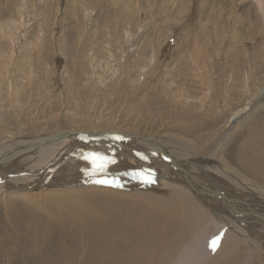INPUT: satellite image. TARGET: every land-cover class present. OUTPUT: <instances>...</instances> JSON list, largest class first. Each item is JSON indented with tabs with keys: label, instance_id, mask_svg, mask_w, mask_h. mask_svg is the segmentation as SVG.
Here are the masks:
<instances>
[{
	"label": "rangeland",
	"instance_id": "rangeland-1",
	"mask_svg": "<svg viewBox=\"0 0 264 264\" xmlns=\"http://www.w3.org/2000/svg\"><path fill=\"white\" fill-rule=\"evenodd\" d=\"M237 1L241 5L230 0H0V146L6 145L14 132L23 139L74 130L97 135L94 131L146 135L170 131L193 140L195 136L198 144L208 137L206 146L213 147L234 112L244 108L264 86V13L256 6L258 14L250 15L242 7L245 1ZM205 2L208 11L199 9ZM203 68L208 71L205 81L200 78ZM253 114L246 120L240 118L231 128L227 146L230 151L237 149L243 158L250 151L249 164L263 162L264 170L260 158L264 152L256 153L264 150V107ZM116 183L100 189L111 190L108 197L125 199L123 195L134 201L140 199L122 192L136 194L139 190L166 196V187L154 181L147 186L131 181V187L124 188ZM89 187L96 186L78 189ZM89 194L104 196L103 192L86 196ZM2 195L0 239L12 238L0 264H71L67 252L76 251V246L67 242L65 251L58 227L45 226L44 239L46 234L49 237L39 247L31 246V252L24 249L30 246L21 248L14 238L21 234L14 232L17 229L9 231L11 222H18L14 225L18 227L27 217L41 220L47 212H59L53 203L45 199L49 211L39 214L18 195L9 199L7 207L8 198ZM58 203L63 209L60 212L78 213L77 208L67 209ZM86 205L105 208V202ZM169 218L164 221L165 232L173 220ZM40 224L32 225L37 230ZM29 231L36 232L32 226ZM178 236L179 232L173 233L169 243ZM244 251L238 253L236 263L221 254L216 264H225V260L226 264H239L244 261ZM130 252L133 248L129 254H135ZM77 254L86 257L84 249ZM257 257L254 264H264V258ZM91 259L87 257L85 264L107 262ZM143 262L139 257L132 264Z\"/></svg>",
	"mask_w": 264,
	"mask_h": 264
},
{
	"label": "bare ground",
	"instance_id": "bare-ground-1",
	"mask_svg": "<svg viewBox=\"0 0 264 264\" xmlns=\"http://www.w3.org/2000/svg\"><path fill=\"white\" fill-rule=\"evenodd\" d=\"M230 1L238 3L237 0ZM244 1L242 7L250 15L258 14L256 6L264 13V0ZM199 9L208 11V2L200 5ZM200 74L202 81L208 79L205 68ZM262 106L264 86L255 96L252 95L244 108L234 112L211 148L206 146L208 137L202 138L200 141L203 143L198 144L194 141L195 136L193 140L170 131L149 134L154 136L138 131H94L104 134L100 136L70 130L23 139L14 132L15 136L12 135L6 145L0 146V193L6 200L8 198L7 207L9 199L18 195L26 199L27 206L37 212L44 213L46 210L45 199L53 203L59 212L52 209L53 213L47 212L46 218L41 220L24 215L27 218L24 221L20 219L23 222L17 224L18 227L14 226L18 222L15 221L14 225L11 222L9 231L17 229L14 232L21 234L14 235V238L20 242L21 248L30 246L24 249L31 252V246L39 247L49 237L46 234L44 239L45 226L48 229L58 227L62 246L67 242H71L67 243L69 246L73 243L76 246V251L67 252L70 257L66 254L71 264L74 261L85 264L89 256L100 263L106 260L105 264H123V259L132 264L139 257L144 260L142 264H216L221 260L217 258L221 254L224 258L234 259L236 263L238 253L243 249L244 261L240 260L239 264H254L258 261L257 255L260 259L264 258L263 162L253 166L256 163L251 165L247 160L250 151L243 158L237 149L228 150L227 144L233 134L231 128L240 123V118L245 117L246 120L255 109ZM251 142L253 144L255 141ZM93 152L102 153L115 163L108 164L104 172L95 171L91 161L85 159ZM263 152L256 151L257 154ZM253 157L257 159L260 156ZM260 158L264 159V155ZM157 172L162 175L159 177ZM104 178L119 180L121 188L131 187V181L146 183L144 186H147L151 183L147 181L151 180L158 186L166 187L163 192L166 196L138 190L136 194L122 192L140 199L136 201L123 195L120 196L125 199L108 197L112 195L111 190L100 188L111 184L97 183ZM88 185L96 186L89 187L88 193L103 192L104 196H86L88 189H78ZM56 187L59 189L56 190ZM72 187L75 188L72 190L77 191H72ZM58 202L67 209L77 208L78 213H62ZM104 202L105 208L101 210L86 205ZM23 210L26 211L25 208ZM171 216L173 220L169 225L167 223L169 229L165 232L164 221L167 217L169 222ZM33 222L41 223L37 230ZM31 226L38 234L29 231ZM26 231H29L28 234ZM175 232H179L177 240L169 243ZM217 237L219 239L213 251V241ZM11 238L10 235L5 240L0 239V259L1 255L6 256ZM63 247L65 251L68 250L66 246ZM132 248L133 252L130 253L134 254L135 251L134 255L129 254ZM81 249L86 251L85 258L83 254H77ZM215 251L217 253L211 255ZM159 254L162 256H157ZM39 259L42 260L43 255ZM261 261L264 263V260Z\"/></svg>",
	"mask_w": 264,
	"mask_h": 264
},
{
	"label": "snow or ice",
	"instance_id": "snow-or-ice-1",
	"mask_svg": "<svg viewBox=\"0 0 264 264\" xmlns=\"http://www.w3.org/2000/svg\"><path fill=\"white\" fill-rule=\"evenodd\" d=\"M118 139H122V137H118ZM85 159H88L91 161L95 171L98 172H104L108 166V164L110 163H115V161L105 155H103L102 153H89L88 156L85 157ZM142 173H134L133 175H141ZM147 182H153L151 180H148ZM97 183H102V184H112V183H116V181L114 180H108V179H101L98 180ZM116 186H120L118 183H116ZM219 239V237H217L214 241H213V250H215L216 246H217V240Z\"/></svg>",
	"mask_w": 264,
	"mask_h": 264
},
{
	"label": "water",
	"instance_id": "water-1",
	"mask_svg": "<svg viewBox=\"0 0 264 264\" xmlns=\"http://www.w3.org/2000/svg\"><path fill=\"white\" fill-rule=\"evenodd\" d=\"M97 133H100V132H97ZM171 160L173 161V158H171Z\"/></svg>",
	"mask_w": 264,
	"mask_h": 264
}]
</instances>
